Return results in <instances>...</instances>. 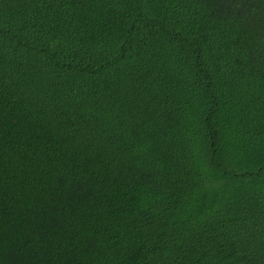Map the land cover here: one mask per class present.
<instances>
[{
  "label": "trees",
  "instance_id": "trees-1",
  "mask_svg": "<svg viewBox=\"0 0 264 264\" xmlns=\"http://www.w3.org/2000/svg\"><path fill=\"white\" fill-rule=\"evenodd\" d=\"M0 264H264V0H0Z\"/></svg>",
  "mask_w": 264,
  "mask_h": 264
}]
</instances>
